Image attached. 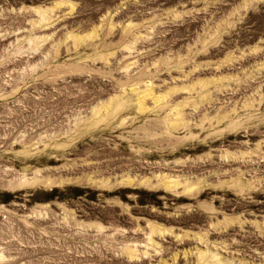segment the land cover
I'll use <instances>...</instances> for the list:
<instances>
[{"label":"rangeland","instance_id":"obj_1","mask_svg":"<svg viewBox=\"0 0 264 264\" xmlns=\"http://www.w3.org/2000/svg\"><path fill=\"white\" fill-rule=\"evenodd\" d=\"M0 264H264V0H0Z\"/></svg>","mask_w":264,"mask_h":264},{"label":"trees","instance_id":"obj_2","mask_svg":"<svg viewBox=\"0 0 264 264\" xmlns=\"http://www.w3.org/2000/svg\"><path fill=\"white\" fill-rule=\"evenodd\" d=\"M56 191V190H53V192ZM52 197L48 198V199H51Z\"/></svg>","mask_w":264,"mask_h":264}]
</instances>
